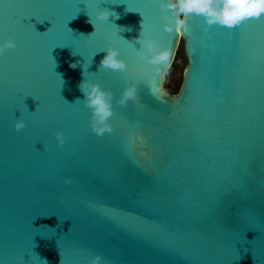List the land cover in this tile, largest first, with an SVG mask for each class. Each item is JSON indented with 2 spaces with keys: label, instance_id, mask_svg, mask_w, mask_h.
<instances>
[{
  "label": "water",
  "instance_id": "1",
  "mask_svg": "<svg viewBox=\"0 0 264 264\" xmlns=\"http://www.w3.org/2000/svg\"><path fill=\"white\" fill-rule=\"evenodd\" d=\"M192 16L176 33L159 0H0V43L16 41L0 53V264H264V15ZM139 35L169 49L167 71L183 43L177 93ZM109 45L126 71L99 69ZM83 79L112 91V133L92 131Z\"/></svg>",
  "mask_w": 264,
  "mask_h": 264
},
{
  "label": "clouds",
  "instance_id": "2",
  "mask_svg": "<svg viewBox=\"0 0 264 264\" xmlns=\"http://www.w3.org/2000/svg\"><path fill=\"white\" fill-rule=\"evenodd\" d=\"M162 9H170L173 17H175V26L185 24L186 19L192 15L203 17L207 25L218 24L226 27H234L239 25L246 18H258L264 14V0H159ZM110 17H118L114 10L101 8L96 19L105 22L109 21ZM165 22L162 27L167 32L173 31V23L168 17H165ZM90 23L93 24L90 17ZM95 29V24H93ZM142 47L137 51L141 58H146L147 62L152 65V71L158 76H163L167 71L170 63V51L167 48L161 47L154 38H146L139 35L135 41ZM16 41L12 38L6 39L0 43V53L6 49L15 48ZM147 50V54L145 52ZM106 54L100 61L99 69H111L112 71H126L127 64L122 58H119V50L109 45L105 50ZM79 61L70 64V67L76 68ZM83 93L84 99L82 102L91 110L90 126L93 132L99 136H103L105 132L112 133L114 128L110 124L109 118L113 115L111 90L103 89L99 82H91L83 79L78 85ZM81 99L77 98L76 101ZM129 100L138 101L137 86L135 84L127 86L119 99L116 101L121 106H127ZM75 101V102H76ZM14 127L17 131L25 127V121L21 118L16 119ZM55 137L59 145L65 143V134L59 130L56 131ZM47 145H44L47 150ZM66 183H72L70 177L65 178ZM101 256L96 254L92 257L90 264H98Z\"/></svg>",
  "mask_w": 264,
  "mask_h": 264
},
{
  "label": "rangeland",
  "instance_id": "3",
  "mask_svg": "<svg viewBox=\"0 0 264 264\" xmlns=\"http://www.w3.org/2000/svg\"><path fill=\"white\" fill-rule=\"evenodd\" d=\"M181 45L182 42L180 41L178 49L180 48ZM185 64H186V58L178 54L175 56L171 68L165 73L164 87L172 94H175L178 89Z\"/></svg>",
  "mask_w": 264,
  "mask_h": 264
},
{
  "label": "snow or ice",
  "instance_id": "4",
  "mask_svg": "<svg viewBox=\"0 0 264 264\" xmlns=\"http://www.w3.org/2000/svg\"><path fill=\"white\" fill-rule=\"evenodd\" d=\"M262 15H264V14H262ZM262 15L259 16L258 18H246V19H244L239 25L234 26V27H229V28H239V27L243 26V25L245 24L246 21H247V22H251V21H254V20H259V19L262 17ZM196 18H197V17L189 16V17L186 19V22H185L184 25H182V26H178V29L176 30V33H179L181 30H183V31L185 32V30H187V29L190 28V26H191L190 21H193V22H194ZM168 33H171V32H168ZM157 91H158V89H157ZM141 143H143L142 140H141Z\"/></svg>",
  "mask_w": 264,
  "mask_h": 264
},
{
  "label": "trees",
  "instance_id": "5",
  "mask_svg": "<svg viewBox=\"0 0 264 264\" xmlns=\"http://www.w3.org/2000/svg\"><path fill=\"white\" fill-rule=\"evenodd\" d=\"M178 54H180V55H182V56L185 57V55H184V49H183V43H182V45L180 46V48L177 50V54H176V55H178ZM185 65H186V64H185ZM184 67H185V66H184ZM181 82H182V78H181V80H180V83H179V86H178V89H177L176 93L178 92V90H179V88H180Z\"/></svg>",
  "mask_w": 264,
  "mask_h": 264
}]
</instances>
